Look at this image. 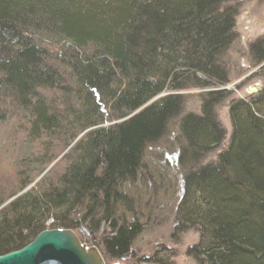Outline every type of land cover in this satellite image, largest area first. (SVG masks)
Returning <instances> with one entry per match:
<instances>
[{"label":"trees","instance_id":"16d2710c","mask_svg":"<svg viewBox=\"0 0 264 264\" xmlns=\"http://www.w3.org/2000/svg\"><path fill=\"white\" fill-rule=\"evenodd\" d=\"M239 9L240 0H0V257L46 230L82 227L100 232L107 258L127 257L142 229L123 217L124 187L180 116L176 93L199 89L209 90L202 113L180 123L177 230L199 233L188 250L197 264H264V90L231 103L229 146L204 165L226 138L216 107L230 95L219 90L229 84L222 60ZM253 50L264 63V40Z\"/></svg>","mask_w":264,"mask_h":264},{"label":"rangeland","instance_id":"374dc122","mask_svg":"<svg viewBox=\"0 0 264 264\" xmlns=\"http://www.w3.org/2000/svg\"><path fill=\"white\" fill-rule=\"evenodd\" d=\"M235 34V41L222 60L229 73V84L219 89L230 95L216 107V114L226 131V138L205 159L204 165L216 162L218 156L229 146L233 129L230 118L231 103L257 96L264 90V63L256 65L253 61L256 50L251 51L252 45L264 40V0H240ZM250 89H257L258 92L251 93ZM208 91L191 89L175 92L183 95L185 100L180 116L170 123L168 133L163 139L146 148L140 175L135 182L124 187L132 207L131 210L123 211V217L127 223L136 220L142 229L129 255L120 260L109 259L100 249V232L93 233L85 227L74 231L86 244L100 250L106 264H197L188 255V250L198 244L199 233L194 229L183 232L177 230V212L187 172L179 159L182 151L180 123L187 115L202 113L203 99ZM8 137V128L0 124V174L8 159L4 154L7 144L3 143ZM54 165L56 164L52 163L50 167ZM52 223L51 221L50 224Z\"/></svg>","mask_w":264,"mask_h":264},{"label":"water","instance_id":"95a60500","mask_svg":"<svg viewBox=\"0 0 264 264\" xmlns=\"http://www.w3.org/2000/svg\"><path fill=\"white\" fill-rule=\"evenodd\" d=\"M257 93V89H250ZM85 231V230H84ZM0 264H106L96 246L72 230L50 229L19 251L0 257Z\"/></svg>","mask_w":264,"mask_h":264}]
</instances>
